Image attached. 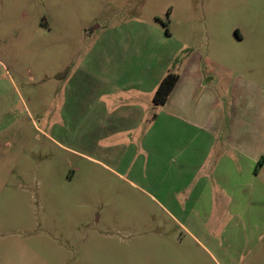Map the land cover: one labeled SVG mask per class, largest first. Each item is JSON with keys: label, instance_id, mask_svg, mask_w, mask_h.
<instances>
[{"label": "rangeland", "instance_id": "obj_1", "mask_svg": "<svg viewBox=\"0 0 264 264\" xmlns=\"http://www.w3.org/2000/svg\"><path fill=\"white\" fill-rule=\"evenodd\" d=\"M189 59L248 107L264 0H0V264H109L118 241L137 264H264V170L210 210L220 139L193 182L151 147L176 122L150 90Z\"/></svg>", "mask_w": 264, "mask_h": 264}, {"label": "crops", "instance_id": "obj_2", "mask_svg": "<svg viewBox=\"0 0 264 264\" xmlns=\"http://www.w3.org/2000/svg\"><path fill=\"white\" fill-rule=\"evenodd\" d=\"M177 74L179 79L167 101L159 106L160 112L167 114L176 123L164 127L153 126L156 137L151 147L157 151L158 157L167 152L172 154L176 161V168L171 170L172 175L178 180L193 182L201 180L205 163H211L214 159L212 151L215 140L220 139L224 149L206 174V177L216 182L215 186L199 193L208 199L207 206L211 210L214 208L212 197L224 194L228 187L234 194L239 193L241 187L238 182L252 179L255 174L264 170V103H261L264 102V94L257 95L251 99L248 107H243L245 95L236 94L237 91L233 89L235 100L231 110H228L226 97L223 95L227 89L220 93L212 76L209 77L210 81L205 78L203 62L189 59ZM161 79L154 82V89L150 91L156 90ZM242 112L250 114V120L246 124L241 120ZM226 121H229L228 126ZM130 130V126L123 127L120 133ZM165 132L173 134L174 138L176 135L182 138L174 142H163L161 134ZM207 140L214 142L210 146ZM195 157L199 159L196 168ZM191 192L193 194V190ZM129 247L124 242H111L109 264H137L135 258H131Z\"/></svg>", "mask_w": 264, "mask_h": 264}, {"label": "trees", "instance_id": "obj_3", "mask_svg": "<svg viewBox=\"0 0 264 264\" xmlns=\"http://www.w3.org/2000/svg\"><path fill=\"white\" fill-rule=\"evenodd\" d=\"M178 79L179 76L175 73H168L161 79L152 97L154 106L165 104Z\"/></svg>", "mask_w": 264, "mask_h": 264}]
</instances>
